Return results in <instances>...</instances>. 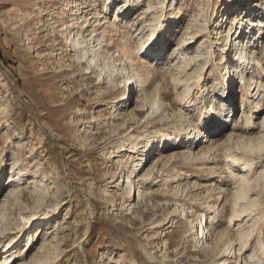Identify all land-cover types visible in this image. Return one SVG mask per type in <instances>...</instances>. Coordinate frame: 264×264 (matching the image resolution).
I'll use <instances>...</instances> for the list:
<instances>
[{
  "label": "rangeland",
  "instance_id": "1",
  "mask_svg": "<svg viewBox=\"0 0 264 264\" xmlns=\"http://www.w3.org/2000/svg\"><path fill=\"white\" fill-rule=\"evenodd\" d=\"M42 1L0 0V264H38V250L45 243L51 245V254L46 253L50 256L44 264H235L239 256H251L250 264H264V250L259 248L264 246V152L202 154L206 132L201 142L185 144L177 149V158L153 170L144 186L151 196L140 200L135 188L126 194L123 186L133 164L124 162L125 155L141 150L160 132H177L180 113L187 117L182 118L187 131L192 123L203 133L206 124L212 127L208 97L218 85L211 74L216 55L208 41L216 36L229 8L243 7L242 13L252 11L250 17L264 20V0H204L196 24L203 35L187 36L204 68L178 95L171 85L160 91L164 111L151 116L148 107L139 114L128 113L135 95L130 81L99 84L88 64L70 58L58 33L37 22L63 7V0ZM96 1L101 6L102 0ZM175 1L188 2L165 0ZM134 12L122 15L119 22L136 19ZM162 15L159 25L143 38L151 46L166 39L170 45L178 35L180 12L173 9ZM258 36L255 30L257 45ZM117 53L116 66L127 67ZM257 71L263 75L260 66ZM234 89L233 115L225 118L229 127L231 119L237 121L241 131L238 83ZM158 146L149 155L151 160L162 150V144ZM134 155L132 160L138 158ZM14 161L18 165L11 171ZM230 169L256 185L250 197L257 199V208L250 212L243 208L230 227L233 243L223 256L211 259L201 250L198 228L191 230L182 210L192 207L198 219L213 206L220 213L219 227L227 226L228 214L222 215V208H230L226 201L234 186ZM178 175L182 183H192L188 196L174 190L173 178ZM246 232L251 235L243 237ZM242 242L245 248L238 251Z\"/></svg>",
  "mask_w": 264,
  "mask_h": 264
},
{
  "label": "bare ground",
  "instance_id": "2",
  "mask_svg": "<svg viewBox=\"0 0 264 264\" xmlns=\"http://www.w3.org/2000/svg\"><path fill=\"white\" fill-rule=\"evenodd\" d=\"M26 1L29 2V0ZM41 1L38 0V2ZM204 4V0H188L183 4L176 1L167 4L165 0H102L100 6L96 0H63V7L60 6L58 10L47 12L46 19L42 22L41 17L37 22L46 26L45 30L51 29L52 32L58 33L61 42L69 49L70 58L80 64H88L86 68L89 70L91 67L90 73L100 80L99 84L106 83L108 86H113L130 81L135 95L128 113L139 114L145 107H148L149 116H151L164 111L160 91H166L171 85L178 95L187 87L191 76L204 68L205 62L199 60L197 52L191 48L194 41L187 42L189 35L193 38L203 35L197 26H199L198 17L203 13ZM173 9L181 15L177 25V37L170 45H167L168 39L159 46L155 45L156 47L151 46L150 43L147 44L148 42L143 39L144 36L159 25L164 12ZM132 10L138 11L140 16L136 19H127L125 23L119 22V17L128 15ZM243 10V7L241 9L229 8V13L225 12L222 15L221 21L223 19L224 21L218 26L216 36L208 41L211 54L216 55L211 74L218 85L213 95L208 97L210 116L211 118L214 116L212 127L206 124L203 133L199 126L192 123L190 131H187L183 123L185 116L183 117L180 113L175 124L178 133L160 132L154 138H148L141 150H133L131 154L125 155L124 162L133 164L126 179L123 180L124 193L130 194L132 188H135L140 200L151 196L149 189L144 186L153 176V170L177 158L179 153L177 149L183 148L187 143L196 144L206 132L208 134L205 135V144L201 148L202 154L210 152L218 157H228L240 151L256 152V154L264 152V20L261 16L250 17L248 14L253 12L242 13ZM109 11L113 14L112 16L108 15ZM173 19H169L170 22ZM255 30L259 31L258 40H261L259 45L253 37ZM133 32H136V36L132 34ZM118 35L119 37L116 38L115 36ZM251 37H253L252 40ZM119 38L120 42L116 41ZM113 47L116 50L112 51ZM225 49H227L226 52ZM115 52H118L117 56L122 55L127 67L116 66L117 63L115 64L116 60L113 57ZM254 65L260 66L263 75L254 69ZM238 79L243 85L239 107L244 116V126L241 127V131L237 121L231 119L229 127L227 126L228 119L225 118V116L233 115L231 105L237 100V90L234 89L233 92V86ZM257 113L259 116L255 120ZM254 130L258 132L253 133ZM160 144H162V150L158 151L151 160L149 155L157 150L159 148L157 145ZM189 153L194 154L191 150ZM133 154H136L134 156L138 158L132 160ZM11 163L10 169L14 171L18 162ZM228 175L234 181V186L229 193L227 192L226 201L229 202L230 208H222V215L228 214L227 226L219 227L220 213H217L213 206L210 207L212 210L207 213L208 215L204 217L201 215L198 219L195 218L197 213L191 209L192 207L184 206L183 210L181 209L186 221L192 224L191 230L195 226L198 228L197 238L200 240L201 250L211 259L223 256L230 246L232 242L230 240L232 238L231 224L238 219L243 208L247 210L257 208V199L255 201V198L250 197L251 190L256 187L253 181L231 169L228 170ZM181 178V176L173 178L174 190L177 191L176 193L181 191L188 196V189L192 183L190 181L182 183ZM140 180L144 181L139 182ZM182 187H184L183 190ZM217 187L220 188L219 185ZM166 192L162 191L164 196ZM248 235L251 233L246 232L242 236L248 237ZM245 243L242 242L237 250L245 248ZM48 245L41 244L38 250L41 256L36 259L38 264H44L50 256L46 255L48 247L51 246ZM259 248L264 250L263 244H259ZM48 253L51 254V252ZM239 259L242 260V264H250L252 261L251 256L249 258L239 256L235 262L237 263ZM227 264H232V262Z\"/></svg>",
  "mask_w": 264,
  "mask_h": 264
}]
</instances>
